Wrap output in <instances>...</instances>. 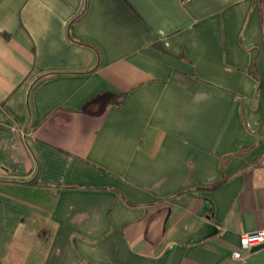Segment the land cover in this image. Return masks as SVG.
<instances>
[{
	"label": "crops",
	"instance_id": "0c3cea01",
	"mask_svg": "<svg viewBox=\"0 0 264 264\" xmlns=\"http://www.w3.org/2000/svg\"><path fill=\"white\" fill-rule=\"evenodd\" d=\"M262 228L264 0H0V264H264Z\"/></svg>",
	"mask_w": 264,
	"mask_h": 264
},
{
	"label": "built area",
	"instance_id": "2783aa9c",
	"mask_svg": "<svg viewBox=\"0 0 264 264\" xmlns=\"http://www.w3.org/2000/svg\"><path fill=\"white\" fill-rule=\"evenodd\" d=\"M264 244V228L242 234L239 247L233 252L234 257L244 258V251H250L254 246Z\"/></svg>",
	"mask_w": 264,
	"mask_h": 264
},
{
	"label": "trees",
	"instance_id": "16d2710c",
	"mask_svg": "<svg viewBox=\"0 0 264 264\" xmlns=\"http://www.w3.org/2000/svg\"><path fill=\"white\" fill-rule=\"evenodd\" d=\"M87 4V2L85 3V6H84V8H83V10H82V12H80L75 18H73L71 21H70V23H69V37H70V39L72 40V42H74V43H79V44H85V45H90V44H88V43H84V42H82L81 40H78L76 37H74V35L72 34V32H71V28H72V25L77 21V20H79L81 17H82V15L85 13V11H86V5ZM56 73H59V72H50L48 75H53V74H56ZM250 73L255 77V78H257L258 79V81H259V87H261L262 86V84H263V79H262V76L259 74V73H257L255 70H251L250 69Z\"/></svg>",
	"mask_w": 264,
	"mask_h": 264
},
{
	"label": "water",
	"instance_id": "95a60500",
	"mask_svg": "<svg viewBox=\"0 0 264 264\" xmlns=\"http://www.w3.org/2000/svg\"><path fill=\"white\" fill-rule=\"evenodd\" d=\"M263 247H264V244L257 245V246H254V247L252 248V250H258V249L263 248Z\"/></svg>",
	"mask_w": 264,
	"mask_h": 264
}]
</instances>
